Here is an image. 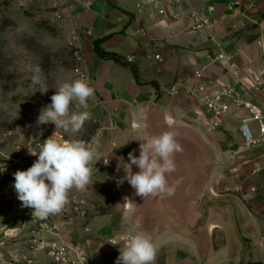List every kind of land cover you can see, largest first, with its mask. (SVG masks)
Listing matches in <instances>:
<instances>
[{"label": "crops", "instance_id": "0c3cea01", "mask_svg": "<svg viewBox=\"0 0 264 264\" xmlns=\"http://www.w3.org/2000/svg\"><path fill=\"white\" fill-rule=\"evenodd\" d=\"M66 1L94 88L88 111L102 159L86 190L70 192L87 197V218L58 214L61 234L37 237L71 243L88 264H116L121 238L135 232L152 238L154 264H264V142L246 141L242 127L257 136L259 123L248 106L232 103L264 106V0ZM194 13L210 24L193 28ZM96 40L122 62L99 57ZM230 89L233 108L213 115L204 99ZM164 131L183 148L167 174L175 193L143 198L126 180L118 186L128 153L139 156V139ZM6 221L0 201V226ZM32 237L22 229L0 245V264H53L47 248L30 246Z\"/></svg>", "mask_w": 264, "mask_h": 264}, {"label": "clouds", "instance_id": "9594fccd", "mask_svg": "<svg viewBox=\"0 0 264 264\" xmlns=\"http://www.w3.org/2000/svg\"><path fill=\"white\" fill-rule=\"evenodd\" d=\"M28 71L32 73L31 85L34 88L38 86L37 91L46 93L49 88L41 67L29 65ZM55 90L50 97L51 104L41 110L38 123L51 122L56 129L79 132L91 119L92 113L86 109L88 100L94 95V88L80 77L70 82L58 81ZM81 108L85 110L80 111ZM165 120L171 124L167 113ZM139 140L143 141L139 145V156L134 152L128 153L130 163L124 164L126 175L117 181L118 186L126 180L135 189V194L143 198L173 195L175 186L169 185L167 174L176 171L174 154L183 151L176 140V133L164 131ZM99 147L97 137L88 142L70 139L63 143L50 137L41 144L38 152L29 151L31 155L38 154V159L27 170H17L13 174L14 188L22 207L34 209L33 217L40 219L61 213L68 203L69 193L73 189L84 191L92 182V165L102 159ZM103 162L108 164V160ZM132 165L139 171L133 173ZM124 201V204H132L127 196ZM121 239L123 247H120L116 264H154L157 247L150 236L135 232Z\"/></svg>", "mask_w": 264, "mask_h": 264}, {"label": "rangeland", "instance_id": "374dc122", "mask_svg": "<svg viewBox=\"0 0 264 264\" xmlns=\"http://www.w3.org/2000/svg\"><path fill=\"white\" fill-rule=\"evenodd\" d=\"M84 59V45L79 30L71 23L69 2L0 0L1 151L12 154L14 138L20 133L47 126L56 128L51 122L39 124L38 116L51 104L58 81L70 82L77 78L80 69L87 70ZM29 65L41 67L49 88L46 93L31 85ZM97 127L91 116L79 132L66 133L71 139L88 142Z\"/></svg>", "mask_w": 264, "mask_h": 264}, {"label": "built area", "instance_id": "2783aa9c", "mask_svg": "<svg viewBox=\"0 0 264 264\" xmlns=\"http://www.w3.org/2000/svg\"><path fill=\"white\" fill-rule=\"evenodd\" d=\"M243 0H238L241 3ZM163 13L164 10H161ZM195 29H203L210 24L209 18H203L198 13L193 14ZM156 59H161L160 54L155 55ZM220 60H227L225 53L221 52L217 56ZM128 61H134V57H128ZM205 68L197 71L196 76L201 78ZM85 78L89 84L91 75L88 70H79L77 78ZM172 91H175L173 87ZM234 90L230 89L218 93L212 97L204 99V105L215 116L231 111L233 104L236 106H248L252 113V118L259 123V134L254 135L246 125L242 127L243 134L247 142H264V106L247 103L238 97H233V102L227 101L226 98L233 96ZM88 100V106H90ZM56 139L63 143L70 140L67 133L62 129H56L53 126L38 128L27 133H20L15 137L12 144V154H7L0 150V201L6 209L7 221L0 226V245H5L7 241L17 237L22 229H27L33 236L30 246L36 250L47 248L48 256L53 264H88V257L82 250L76 249L67 241H49L43 242L37 236L40 234H48L51 236H59L62 231V223L58 220L57 215H50L45 219L33 217L34 209L22 207L21 202L17 198L14 188V173L17 170H27L38 159L29 153L39 151L41 144L48 138ZM98 138V137H97ZM91 141V140H90ZM107 160V159H106ZM63 220L75 222L87 218L89 214V201L87 197L78 193H69L68 203L65 205L61 213ZM34 243V245H33ZM28 264H33V259H27Z\"/></svg>", "mask_w": 264, "mask_h": 264}, {"label": "trees", "instance_id": "16d2710c", "mask_svg": "<svg viewBox=\"0 0 264 264\" xmlns=\"http://www.w3.org/2000/svg\"><path fill=\"white\" fill-rule=\"evenodd\" d=\"M100 42L101 40H96L94 42L95 51L99 57L103 59H114L118 62H122V59L117 54L104 51L102 47L100 46ZM134 71H135V75L137 76V70H134Z\"/></svg>", "mask_w": 264, "mask_h": 264}]
</instances>
